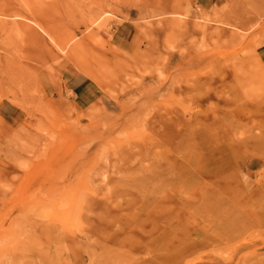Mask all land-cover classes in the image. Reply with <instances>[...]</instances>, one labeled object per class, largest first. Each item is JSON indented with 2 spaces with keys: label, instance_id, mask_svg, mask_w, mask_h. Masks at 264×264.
<instances>
[{
  "label": "rangeland",
  "instance_id": "1",
  "mask_svg": "<svg viewBox=\"0 0 264 264\" xmlns=\"http://www.w3.org/2000/svg\"><path fill=\"white\" fill-rule=\"evenodd\" d=\"M0 264H264V0H0Z\"/></svg>",
  "mask_w": 264,
  "mask_h": 264
}]
</instances>
